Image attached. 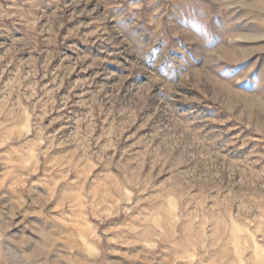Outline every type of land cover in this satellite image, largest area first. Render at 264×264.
Returning a JSON list of instances; mask_svg holds the SVG:
<instances>
[{
    "label": "rangeland",
    "instance_id": "rangeland-1",
    "mask_svg": "<svg viewBox=\"0 0 264 264\" xmlns=\"http://www.w3.org/2000/svg\"><path fill=\"white\" fill-rule=\"evenodd\" d=\"M77 262L264 264V0H0V264Z\"/></svg>",
    "mask_w": 264,
    "mask_h": 264
},
{
    "label": "bare ground",
    "instance_id": "bare-ground-1",
    "mask_svg": "<svg viewBox=\"0 0 264 264\" xmlns=\"http://www.w3.org/2000/svg\"><path fill=\"white\" fill-rule=\"evenodd\" d=\"M50 248V247H49ZM32 258V257H31ZM78 264H80L79 262H77Z\"/></svg>",
    "mask_w": 264,
    "mask_h": 264
}]
</instances>
